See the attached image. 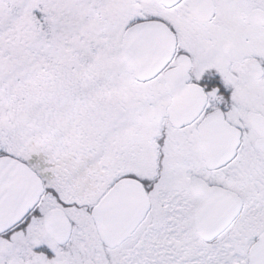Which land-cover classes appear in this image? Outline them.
Instances as JSON below:
<instances>
[{"label":"snow or ice","instance_id":"snow-or-ice-1","mask_svg":"<svg viewBox=\"0 0 264 264\" xmlns=\"http://www.w3.org/2000/svg\"><path fill=\"white\" fill-rule=\"evenodd\" d=\"M0 264H264V0H0Z\"/></svg>","mask_w":264,"mask_h":264}]
</instances>
